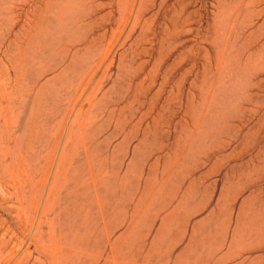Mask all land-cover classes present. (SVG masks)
<instances>
[{
    "label": "rangeland",
    "instance_id": "obj_1",
    "mask_svg": "<svg viewBox=\"0 0 264 264\" xmlns=\"http://www.w3.org/2000/svg\"><path fill=\"white\" fill-rule=\"evenodd\" d=\"M0 264H264V0H0Z\"/></svg>",
    "mask_w": 264,
    "mask_h": 264
}]
</instances>
